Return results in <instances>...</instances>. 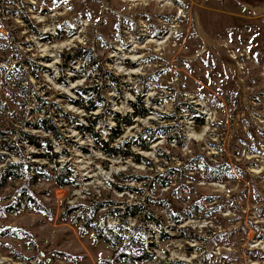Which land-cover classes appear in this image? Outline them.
<instances>
[{"label":"rangeland","instance_id":"obj_1","mask_svg":"<svg viewBox=\"0 0 264 264\" xmlns=\"http://www.w3.org/2000/svg\"><path fill=\"white\" fill-rule=\"evenodd\" d=\"M101 70L118 84L95 78ZM94 83L103 103L75 106ZM137 100L147 114L117 126L114 114L131 117ZM53 105L76 122L57 113L51 160L19 138L50 140L27 122ZM87 119L104 141L118 127L110 145L129 153L103 154L77 130ZM165 124L180 145L142 131ZM0 131V264H264V0H0ZM9 138L16 152L2 149ZM18 162L20 175L3 174ZM29 163L53 177L65 166L70 182L56 186ZM138 201L153 219L124 214ZM94 225L123 244L138 235L154 261L113 260Z\"/></svg>","mask_w":264,"mask_h":264},{"label":"trees","instance_id":"obj_2","mask_svg":"<svg viewBox=\"0 0 264 264\" xmlns=\"http://www.w3.org/2000/svg\"><path fill=\"white\" fill-rule=\"evenodd\" d=\"M81 50L75 51L73 54H65L63 56V60L66 61H70L73 59H79L82 58V54L80 53ZM90 57V56H89ZM97 67V66H96ZM96 69V68H94ZM101 76L99 75V72L97 71L96 74H94V77L97 78L98 80L102 79H106L108 82H110L111 84H118V79L117 77H114L112 74L101 70ZM24 82V81H23ZM15 86V85H14ZM99 88H101V86L98 83H94L91 87L88 88H80L78 89V93H79V98L76 102H73L75 106L82 108L84 110H91L93 107V104L96 103H103V98L100 96L99 94ZM107 88V87H105ZM16 89V86H15ZM118 92V90H117ZM25 95V93H24ZM96 98V99H95ZM39 106H37L38 111L43 108L40 105L42 104H46V102H43L42 100L39 99ZM54 107H52V114L49 115L47 110L44 111L46 116H42L40 118H36L37 122L36 123H29L27 122V125L29 128H38L41 129L42 131H44L50 138H46V137H39V136H33L30 135L28 133L22 132L20 130L21 133V138H19L22 141H27L28 143H30L31 145L35 146V147H44V149L47 150L45 155H40V157H44L47 159H51L54 160L56 157V154H54L52 152V148H51V140L53 141H58L60 140V133L58 132V126L56 125L55 122V118L57 117V113L60 114V118L63 119L66 123L72 125L74 124L76 121V117L74 115L68 114L65 111H63L61 108H58L56 105H53ZM103 106V105H102ZM106 106V105H105ZM104 106V107H105ZM132 109L133 112L131 114V117L128 115H116L114 114V121L116 123V125L118 126L119 123H121L122 126H127L129 124H131V119L132 117L135 116H145L147 114V109L144 108L142 106V102L141 100H137L132 104ZM109 112V111H108ZM111 113V112H109ZM159 117L161 119H166L167 121L171 120L174 121L175 120V116H174V112L172 113H167V114H161L159 115ZM98 118V117H96ZM96 120V119H94ZM94 120L91 119H87L88 121V125L87 126H80L77 130H80L81 132L85 131L88 133V135L90 136V138L93 140V142L98 146V149L105 154L106 156H115L117 154H121L122 156H124V154L129 153V152H123L121 149L115 150L111 145L110 142L111 140H113L115 138V136H117L118 132H119V128L116 127L115 131L111 133L109 139L107 141H104L102 139H100V137L98 135H96V132L93 130V125H94ZM169 125V126H168ZM173 126L170 124H165V125H158V127L156 128H144L142 129L143 133L147 132V136L148 137H152V135L154 134V132H158L160 133L161 136H165L167 141H172L174 142V144L180 145V140L178 137H176V135H167L168 130L171 129ZM6 133V132H4ZM0 134H2V132L0 131ZM167 135V136H166ZM2 149L10 152V151H15V144L14 141H12L10 138L3 141L1 144ZM17 154V153H16ZM146 166H150V161H146V163H144ZM67 167H63L58 174L55 175V177H53V175L51 174H46L45 171H43V166L38 165L36 163H29V169L31 171H33L35 174H41L43 178L45 179H49V178H53L55 181L56 186L62 187L66 184H68L70 181L69 176L70 174L68 173ZM22 171V163L18 162V163H10L7 165V167L3 170V174L4 175H9V176H18L20 175ZM169 169H165L163 172L155 175V180L158 182V186L159 187H164L166 186L168 183H170L169 181V177L170 175L168 174ZM126 179H131V180H137L139 179L137 176H130V177H126ZM215 180L218 181L220 178L219 176L216 177H205V180ZM110 186L116 190H121V189H128V190H132L135 191L136 193L139 194V189L136 188H128L126 186L124 187H117L113 184H110ZM25 192V190H23ZM25 196V202L27 204L32 203V207L35 211H42L44 213H47L46 210L44 209L43 206H41L40 204H38L36 201H34L31 196H29V193L25 192L24 193ZM94 203V202H93ZM95 204V203H94ZM93 204V206H94ZM100 204V203H99ZM99 204H96L95 208H99ZM19 206H21V204L19 205H15L14 207H7L8 210L11 211H15ZM143 202H135L133 204H129V205H125L126 211H125V215H129V216H136L138 214H142L143 212ZM74 212L75 211V206H66L65 208V212ZM112 211H115V209H113ZM119 211V210H117ZM112 216L116 217L115 214H111ZM117 215V214H116ZM143 215V214H142ZM125 217V216H123ZM144 217V219L140 220L141 223L148 221L149 219H153L150 215L144 213V215L142 216ZM83 221L84 225H89L90 224V219L88 217H81L80 218ZM148 219V220H147ZM96 234L102 238V240L106 243H108L113 251H112V259L113 260H117V259H122L124 262H135V261H147V262H152L154 261V256L151 252H148L144 249L143 245V241L142 239L138 236V235H134V236H130L127 239V243H122V237L121 235L113 229L114 227H110V228H106L105 229V234L103 233V229L101 230V228L99 226L94 225L93 226ZM2 233H6V234H10L12 233L10 230H5ZM1 233V234H2ZM175 264H182V263H175Z\"/></svg>","mask_w":264,"mask_h":264},{"label":"bare ground","instance_id":"obj_3","mask_svg":"<svg viewBox=\"0 0 264 264\" xmlns=\"http://www.w3.org/2000/svg\"><path fill=\"white\" fill-rule=\"evenodd\" d=\"M46 49H47V48H46ZM44 51H45V50H44ZM49 51H50V50H49ZM45 52H46V51H45ZM51 52H52V51H51ZM51 52H50V53H51Z\"/></svg>","mask_w":264,"mask_h":264}]
</instances>
